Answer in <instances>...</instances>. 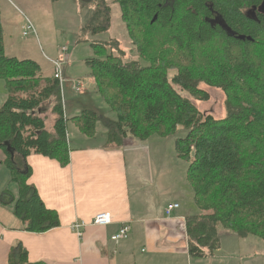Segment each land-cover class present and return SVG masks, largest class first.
<instances>
[{
	"label": "trees",
	"instance_id": "trees-1",
	"mask_svg": "<svg viewBox=\"0 0 264 264\" xmlns=\"http://www.w3.org/2000/svg\"><path fill=\"white\" fill-rule=\"evenodd\" d=\"M117 1L131 39L136 37V31L148 32V41L153 43L154 30L172 31L182 62L186 60L194 65L197 46L208 47L212 43L221 46L222 58L203 59L200 67L195 66L197 74L182 68L169 81L166 68L155 62L145 66L138 61L123 63L108 54L106 47L92 44L96 56L87 60V66L96 91L115 119L92 110H83L79 116L67 119L59 104L58 81L44 75L34 61L7 57L0 24V79L7 93L0 108V151L5 156L3 164L9 172L10 183L18 187L16 199L5 190L0 195V203L12 206V214L21 221L25 232L42 234L60 226L58 214L47 209L36 189L28 184L31 168L26 158L40 155L61 167L67 166L68 122L89 138L95 137L96 126L100 124L105 129V142L117 147L128 136L144 142L153 135L171 136L180 127L186 134L174 140L175 156L188 164L186 178L197 210L212 211L186 217L189 257L214 256L220 248L218 227L239 237H256L264 243L261 0ZM79 3L81 7L93 6L91 17L81 28L83 36L96 35L109 28L110 11L104 0H79ZM169 55L173 53L169 51ZM10 70L21 72L16 85L9 76ZM25 79L35 80L36 91L30 96L27 92L33 87ZM201 83L224 93V118L215 119L200 112L175 89L179 88L198 102H207L208 93L198 87ZM51 97L55 100L51 110L55 118L52 132H48L42 115L46 113L44 102ZM8 264L45 263L29 262L27 251L15 244L9 250Z\"/></svg>",
	"mask_w": 264,
	"mask_h": 264
},
{
	"label": "crops",
	"instance_id": "crops-1",
	"mask_svg": "<svg viewBox=\"0 0 264 264\" xmlns=\"http://www.w3.org/2000/svg\"><path fill=\"white\" fill-rule=\"evenodd\" d=\"M0 82L1 108L7 93L1 79ZM51 114L54 122L55 115L52 111ZM79 114H73L70 119ZM105 115L111 120L115 119L112 112ZM53 122L48 132H52ZM69 123L81 140L93 141L95 144L74 146L68 142L69 163L65 167L40 155H30L26 158V163L31 168L28 184L36 189L45 207L58 214L60 226L42 234L25 232L21 221L12 214V206L0 203V264H8L9 250L15 244H20L27 251V258L31 263L229 264L228 261H233L235 264H260L255 260L252 263L250 258L252 255L255 257V254L251 255L244 249V246L247 249V246L256 244V237H239L228 233L222 236L231 238L229 246L230 256L233 258L221 259V251L217 252V258L222 260L218 263L215 256L204 259L189 257L183 232V220L189 215L181 211V195L184 194H180V199L170 196L173 195L175 183L160 180L155 184L157 173L152 171L151 157L140 155L139 149L131 145L106 147L105 129L101 125L96 126L95 137L89 138L80 133L73 123ZM173 157L169 160L182 166V160L175 155ZM4 159L5 156L0 151V195L7 190L8 194L16 199L18 187L10 183L9 172L3 164ZM158 160L155 159L154 163H159ZM142 164H147L148 167ZM187 183L185 170L184 179L181 180V186L185 188L184 193H187L185 198L192 196V189ZM157 190H160V196L157 195ZM171 203H178L180 210H175L167 216L165 208ZM101 212L110 214L109 226L92 225L94 216ZM74 221L85 223L81 238L70 230ZM123 224L130 225L128 237L112 242L110 237L116 234ZM234 237L239 239L236 249ZM241 249L243 252H240ZM235 260H238V263Z\"/></svg>",
	"mask_w": 264,
	"mask_h": 264
},
{
	"label": "rangeland",
	"instance_id": "rangeland-1",
	"mask_svg": "<svg viewBox=\"0 0 264 264\" xmlns=\"http://www.w3.org/2000/svg\"><path fill=\"white\" fill-rule=\"evenodd\" d=\"M104 1L109 6L110 11L109 28L105 32L96 35L87 34L83 36L81 34V28L91 17L93 6L85 5L81 7L79 0H0V19L2 28L4 29L3 41L5 43V55L7 57L16 58L19 61H34L40 65L44 75L51 76L52 79H54L51 62L58 58L63 48L66 49L65 60L62 65V83L60 84L59 80L57 81L59 84V104L64 111V116H67H65L67 119H70L73 114L81 113L83 110H92L105 117L107 116L105 113H111L109 109H106V104L96 91L94 82H91L93 80L92 72L87 66V60L95 58L96 56L91 48L92 44H99L106 47V52L108 54L118 57L123 63L138 61L140 65L145 66L148 65V62H155L160 67L166 68L165 72L168 75L169 81L174 74L182 68H189L194 74H197L195 66L200 67L199 63L203 59L218 60L222 58L220 56L222 50L221 46L212 43L209 44L208 47L207 45L197 46L195 53L197 52L198 54L193 60L194 65L186 60L182 62V59L178 57L179 50L173 40L174 35L172 31L163 32L154 30L153 43L148 41V32L136 31V37L133 36V39H131L122 22L121 9L118 1ZM24 18H27L33 24L36 37L33 35L26 38L22 36ZM263 41L264 36L262 35L259 38V42L263 43ZM169 51L173 53V56L169 55ZM203 51L204 53H201ZM200 53L201 55H199ZM203 55H205V57H202ZM12 71L13 70H10L11 74L9 76L13 77L11 78L16 85V82H19V75L21 72L13 73ZM34 81V79H25V82H28L33 87H30V92H27L28 96L31 95L30 93L36 91ZM77 84H80V93L75 92ZM198 87L208 93L209 100L207 102H198L179 88L175 87V89L182 97L188 99L200 112L211 115L215 119L224 118L226 116L224 93L219 89L209 88L202 83L199 84ZM39 89L41 88L39 87ZM54 101V97H51L48 101L44 102L46 113L42 116L45 115V128L47 131L51 130V124L53 122L51 110ZM185 134L186 131L179 127L176 133L171 136L160 137L158 135H153L148 140L144 141L145 143L128 136L119 147L133 146L139 149L140 155L144 157L147 155L150 156L153 162L152 166L150 164L152 171L157 173V176H155V184L160 180L175 183L173 195L170 196L180 199V194H184L181 195V211L190 216L197 214L198 210L194 205L192 196L185 198L187 193H184L185 188L181 186V180L183 181L184 179L188 164L182 160V162H180L182 163L181 166L179 163L176 164L173 160H169L175 155L174 140L183 138ZM68 142L72 143L74 146L95 144L93 141L81 140L72 130L70 123L68 124ZM105 145L107 146L108 144L105 142ZM107 147L119 148L111 145ZM155 159H159V163H154ZM172 159H174V157ZM142 165L146 168L148 167L147 164ZM156 193L158 196L161 195L160 190H157ZM163 198L167 197L163 196ZM199 213L210 214L212 211L207 210ZM185 222L186 218L183 220L184 233ZM72 225L73 223L71 226ZM71 226L70 230L72 231ZM224 233H228V235L232 234L218 227L221 246L217 252L221 251V259L228 260L232 257L230 256L231 246H229L231 238L222 236ZM225 239L228 241H225ZM234 239L236 241V249L239 239L237 237H234ZM254 241H256V244L247 246V249L246 246H244V249L250 252L251 255L255 254V257L252 255V258H250L252 263L255 260L257 263L263 264L264 244L258 239L256 240V238ZM217 252L213 254L216 259L215 261L217 263L222 262L221 259L217 258V256H219ZM240 252H243V250L241 249ZM235 261L238 263V260ZM201 263L208 264L210 262ZM228 263L235 264L233 261H228ZM238 264L244 263L241 262Z\"/></svg>",
	"mask_w": 264,
	"mask_h": 264
},
{
	"label": "built area",
	"instance_id": "built-area-1",
	"mask_svg": "<svg viewBox=\"0 0 264 264\" xmlns=\"http://www.w3.org/2000/svg\"><path fill=\"white\" fill-rule=\"evenodd\" d=\"M23 23L24 25L22 26V36L25 38L31 35L36 37V31L34 29L33 24L27 18H24ZM65 53H66V49L63 48L60 52V55H58V58L53 62H51L53 66V78L59 80L60 84L62 83V78H63L62 65L65 60V56H66ZM79 86L80 84H77L75 87L76 93H80ZM179 207L180 205L178 203L168 204L165 208V214L167 216H170V214L173 211L178 210ZM110 224H111V217L110 214L107 212H101L96 214L92 220V225L96 227H106L109 226ZM84 228H85V223L77 222V221H74L73 225L71 226L73 233H75L76 236L79 238L82 237ZM129 233H130V225L123 224L121 228L118 230V232L110 237V240L112 242H118L124 240L128 237Z\"/></svg>",
	"mask_w": 264,
	"mask_h": 264
},
{
	"label": "water",
	"instance_id": "water-1",
	"mask_svg": "<svg viewBox=\"0 0 264 264\" xmlns=\"http://www.w3.org/2000/svg\"><path fill=\"white\" fill-rule=\"evenodd\" d=\"M259 12L264 15V0H261V4L259 7ZM239 40H244V37H238ZM250 40V38H248Z\"/></svg>",
	"mask_w": 264,
	"mask_h": 264
},
{
	"label": "flooded vegetation",
	"instance_id": "flooded-vegetation-1",
	"mask_svg": "<svg viewBox=\"0 0 264 264\" xmlns=\"http://www.w3.org/2000/svg\"><path fill=\"white\" fill-rule=\"evenodd\" d=\"M261 15V17L264 19V15L263 14H260ZM251 17H253L254 18V16L253 15H251ZM210 22V21H209Z\"/></svg>",
	"mask_w": 264,
	"mask_h": 264
}]
</instances>
